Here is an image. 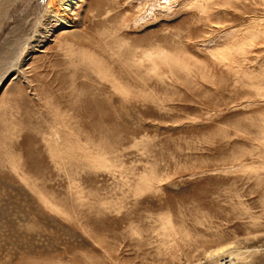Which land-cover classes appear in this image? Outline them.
<instances>
[{
    "label": "rangeland",
    "instance_id": "obj_1",
    "mask_svg": "<svg viewBox=\"0 0 264 264\" xmlns=\"http://www.w3.org/2000/svg\"><path fill=\"white\" fill-rule=\"evenodd\" d=\"M48 2L0 0V264H264V0Z\"/></svg>",
    "mask_w": 264,
    "mask_h": 264
},
{
    "label": "bare ground",
    "instance_id": "obj_2",
    "mask_svg": "<svg viewBox=\"0 0 264 264\" xmlns=\"http://www.w3.org/2000/svg\"><path fill=\"white\" fill-rule=\"evenodd\" d=\"M55 0H50L49 5H52V3L54 2ZM62 4L64 5V8H68L70 7L76 0H62ZM8 2V1H7ZM48 5V7H49ZM60 17H62V15H60ZM65 19H66V16H63Z\"/></svg>",
    "mask_w": 264,
    "mask_h": 264
},
{
    "label": "snow or ice",
    "instance_id": "obj_3",
    "mask_svg": "<svg viewBox=\"0 0 264 264\" xmlns=\"http://www.w3.org/2000/svg\"><path fill=\"white\" fill-rule=\"evenodd\" d=\"M232 247H234V245H228V248H232ZM227 251V248H221L220 250H219V252L217 253V255H219V254H221V253H223V252H226Z\"/></svg>",
    "mask_w": 264,
    "mask_h": 264
}]
</instances>
